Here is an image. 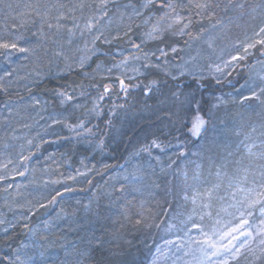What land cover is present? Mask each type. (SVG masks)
Returning <instances> with one entry per match:
<instances>
[{"label":"snow or ice","instance_id":"obj_1","mask_svg":"<svg viewBox=\"0 0 264 264\" xmlns=\"http://www.w3.org/2000/svg\"><path fill=\"white\" fill-rule=\"evenodd\" d=\"M121 41L129 45L117 52L121 59L107 68L97 63L93 73L84 76L94 80L101 71L119 70L116 80L125 103L113 102L109 117L132 115L144 122L119 165L122 171L82 205L84 217L64 207L65 193L76 191L68 181L100 172L83 161L75 175L44 180L45 185L61 187L16 205L25 212L12 220L0 213L6 238L40 209L51 217L43 228L24 223L28 241L5 252L0 264H264V0H0V94L9 98L0 111V142L5 149L16 147L9 141L19 142L20 149L15 160L10 154L0 160V172L5 173L0 181L24 176L29 171L24 162L34 155L33 148L48 142L41 131L30 134L50 103L68 115L47 117L50 123L40 125L43 133L62 124L72 138L96 136L93 128L98 125L87 127V119L69 122L70 109L85 107L78 102L87 95L85 86L60 81L83 70L93 57L99 59L100 45L119 47ZM17 53L27 63L14 60ZM242 68L248 70L247 78L235 88L234 74ZM50 77L57 83L49 98L35 96L33 89ZM138 77L143 80L126 83ZM225 83L233 85L235 95L209 91ZM21 84L30 95L12 101L14 93L20 95ZM97 87L87 113L99 118L112 85L103 84L102 91ZM133 88L145 98L139 113L130 112L134 106L127 103ZM107 124L113 126L111 118ZM193 143L196 150L189 155ZM104 146L101 137L95 147ZM170 149L175 151L169 154ZM174 157L187 159L174 168ZM85 182L92 184L91 179ZM15 187L18 195L21 185ZM157 190L163 193L159 199ZM5 206L13 210L7 198ZM57 206L59 211L51 216ZM82 219L89 228L80 243L61 245L63 255L53 259L49 249L55 241L49 236L82 229ZM161 225L163 243H155L148 233ZM136 233L147 237L140 243L149 250L150 260L141 261L130 251L135 245L129 236Z\"/></svg>","mask_w":264,"mask_h":264},{"label":"trees","instance_id":"obj_2","mask_svg":"<svg viewBox=\"0 0 264 264\" xmlns=\"http://www.w3.org/2000/svg\"><path fill=\"white\" fill-rule=\"evenodd\" d=\"M28 36H30V33H27ZM100 58V56H99ZM97 58L94 57L93 60L90 62V64L86 65V67L83 70H77L75 73H73L71 76L67 77L64 80H61L60 83L62 84H69L75 82V85H79L83 83L85 86V90L87 92L88 100L84 101L82 104L85 105L84 108L81 109H75L74 112H72V117L70 119L71 122L75 123L77 117L81 119H87V122L93 120L95 115H91L87 113L86 104L89 103L91 96H96L98 87L99 90L102 91V85L107 83L112 85V91L111 93L105 97V99L101 102L103 105V115H101L97 119L96 125H98L96 136L92 137H73V134H71L68 129H66L62 124H57L52 127V129L48 130V138H45L48 142L47 143H41L40 148L37 150L33 148L34 155L31 156L30 160L27 161L26 165L29 168L28 172H25L24 176L16 175L14 178L11 177L10 184L14 185L11 189H9L7 192L4 191V189L9 185L5 181H0V207L5 202V198L8 200L12 198V196L15 194L17 195V189L15 185H21V188L19 189V194L17 197L16 203H26L27 201H36L38 200L39 196H36V191L39 190L35 185L30 184L33 179L32 171L34 167H45L46 164H49L52 160L55 161V165L53 167L55 168L53 171V177L59 178L61 174L63 176H67L69 174H73L76 170V167H79L81 164V161L84 162L85 165H98L100 166L101 161L105 160L108 162L107 165L110 167V171L113 168L115 163L123 164L125 162V159L128 155V152L131 151L132 146L135 144L136 139L141 134V126L144 124L143 121L139 120L138 116L133 117L132 115H129L128 117H124L122 115H117L113 117H109V112L112 109L113 102L120 104L125 103L123 99V93H120L119 89V83L118 80L104 76V75H97L96 78L93 80L90 77L84 76V72L93 73L94 69V62ZM251 63H255L252 61V57H249ZM239 75H234V80L238 81V83H235V88H239L240 84L244 83V80L247 78L248 70L242 69L241 71H238ZM233 79V78H229ZM56 79L50 77L47 79L44 84L39 88L33 89V94L35 96H42L49 98V90L56 86ZM76 89H80L77 87ZM71 91V89H69ZM215 91L216 95H223L231 93L235 95V90L233 85L225 83L223 86H215L213 85L212 88L209 90ZM96 92V93H94ZM131 95L129 96V99L127 103L129 105H133L134 107L131 108L130 112H140V109L142 107V103L145 100V98L141 95L140 89H131L130 90ZM117 93H120L119 98L117 97ZM29 92L23 90L21 88L20 95H16L15 93L11 96L12 101H18L20 100V96H23L27 98L29 96ZM6 99H9L7 97H4L2 94H0V109L3 108V103ZM154 99V98H153ZM80 100V99H79ZM82 100V99H81ZM153 100L148 101V103H152ZM232 106H229L231 109ZM118 112H123V110H117ZM223 114V113H222ZM76 116V118H75ZM111 118L113 121V126H109L107 124V119ZM95 119V118H94ZM96 119L94 121H96ZM146 126V125H145ZM4 131L3 128H0V135H2V132ZM186 131V130H185ZM55 132L56 135H53L52 133ZM53 135V136H52ZM67 137V138H65ZM103 137L105 146L103 150H99L95 147L93 149L90 146L80 144V139H89L92 141V143L95 145L96 141ZM91 143V144H92ZM119 145L118 147H115ZM196 150L195 143L188 145V152L190 155L191 151ZM175 151V149H170L169 154L171 152ZM10 154V153H9ZM8 154V155H9ZM51 156L52 159H48V157ZM165 162H167L166 157H162ZM14 159V158H13ZM81 159V161L79 160ZM176 164L173 166L176 167H182L184 161L187 159V157H180L176 158ZM192 159H196V157H192ZM95 163V164H94ZM117 164V165H118ZM95 166L97 169H100L99 174L96 172H92L90 174V177L87 179L92 180V184L86 183V179L80 184L73 185V187L76 188V191L71 193H65V201L64 207L67 208L69 211H71L73 208L78 210V216L84 217L85 213L82 210V205L87 204L89 198L93 194V190L95 189L97 191V188L104 185V182L109 179V172L107 169H103V167ZM116 168V166H114ZM20 170H23V166H20ZM20 182V184H18ZM158 182L163 183L162 178H158ZM26 184V185H22ZM83 189V190H81ZM51 189H49L50 191ZM15 191V192H14ZM40 191V190H39ZM48 191V192H49ZM14 192V194L10 195V193ZM158 195L157 198L159 199L160 196L163 195L162 192H159L157 190ZM42 199V198H41ZM77 201H80L78 204ZM155 207V205H153ZM6 208V207H4ZM19 209V208H18ZM26 210L23 209V212ZM59 211V207L57 206L54 211H51V216L55 215V212ZM45 210L40 209L35 215L31 216L30 220L28 221H22L20 224L17 225L15 229L11 230V236L6 238V234H0V257L4 256L5 252L10 251L12 247H19L22 242H25L28 238V229L23 227L24 223L29 224L31 228L35 227V224H37V221H45L47 219H50L51 217L48 215V217H44ZM159 219L164 220V223H167L166 217H159ZM81 223L84 225L82 229H79L78 231H65L61 233L63 240L59 243L57 240L55 241L54 247L49 249L50 254H57L59 253L60 256L63 255V252L61 250V245L64 244H71L73 242L80 243V237L84 236L89 228V224L87 219H82ZM38 225V224H37ZM164 225H161V229L157 230L153 228L149 233L148 237H154L155 243H158L160 241V238L162 237V229ZM60 234L56 235V239L61 236ZM144 234L142 233H136L135 235H130L129 239H132L134 242V247L130 249L132 253H135L141 261H147L148 258V249L144 248L143 244L140 243L142 239H146ZM148 243L152 245L153 250L155 247V244L153 243L152 239H148ZM56 259V258H53Z\"/></svg>","mask_w":264,"mask_h":264},{"label":"rangeland","instance_id":"obj_3","mask_svg":"<svg viewBox=\"0 0 264 264\" xmlns=\"http://www.w3.org/2000/svg\"><path fill=\"white\" fill-rule=\"evenodd\" d=\"M134 38L137 41L139 40V36L138 35H136ZM32 39H34V38H32ZM100 48H101V53L99 54L100 58L95 60V62H94V69H96V64L97 63H101V62H103V65H104L105 68L110 67L113 63H115L116 61H118L119 59H121V57L119 55H117V52L118 51H124L125 49H128L129 48V45L127 43L121 41V42H119V47H117V44L114 43L111 46H109V45H100ZM104 52H109V55H107V56L103 55ZM124 54L125 55H128V52L125 51ZM181 55H183V53H181ZM17 57H19L18 60H17ZM13 59L14 60H17L18 63H27V61H24L23 60V54H20V53H17L13 57ZM249 61H250V59H249ZM252 61L256 62V60H255L254 57H252ZM4 67H6V65H4ZM242 69H245V68H242ZM242 69H240L238 71H241ZM44 70L47 71V68H45ZM100 74L101 75H104V76H108V77H111V78L116 79V76L120 75V72H119V70L113 69V72L110 73V74L107 73V72H104V71H101ZM129 75H132V73H129ZM234 75H236V74H234ZM140 80H143V77H138L137 80L126 81V83L135 84V83L139 82ZM117 83H119V81ZM21 88H23L22 87V84H21ZM80 91H81V89H76V94H79ZM94 93H96V92H94ZM37 97L38 98H41V99H48V98L42 97V96H37ZM94 97L95 96H91L89 103L86 104V108L87 109H90L92 107V103H93V98ZM87 100H88V97L86 95V96L80 97V100L78 102L79 103H83L84 101H87ZM0 111H3V108L0 109ZM28 111L31 112L32 109H29ZM70 111L71 112H74L75 109H70ZM21 114L23 115V111H22ZM53 114H57V115H60V114L68 115V112H65V110L62 107H60L59 105H53V104L50 103L48 105L47 111L41 113V116H43L44 119H40L39 117H37V119H39V125L36 126L35 128H33V130H32V132H31L30 135H35V133L37 131H41L42 134L45 135V138H48V133H49L48 130L52 129V127L51 128H48L47 133L45 134V133H43V129L40 127V125H46V124L50 123V121L47 120V117H49L50 115H53ZM71 117L72 116H69V122H71L70 121ZM75 118H76V116H75ZM94 118L96 119L97 117L95 116ZM94 118H93V120L87 122V127H92L93 125H96L97 119H96V121H94L95 120ZM17 119H19V117H17ZM28 122L31 123L32 121L29 120ZM53 126H55V125H53ZM21 131L22 132H27L28 130L27 129H21ZM93 131L96 132L97 131V128H93ZM3 134H4V131L2 132V135H0V137H2ZM71 134H73V133H71ZM89 137H92V136H89ZM85 140H89V139H80L79 140L80 144L87 145V146H90L91 145V147L93 149H95V145L93 143L92 144L86 143ZM9 142L16 144V147L15 148L5 149V148H3L2 142H0V160H6L9 153L12 156V158H14V160H15L16 156L18 155V153L20 151V149H19V142H14V141H9ZM115 147H118L119 148V145H117ZM25 155H27V153H25ZM79 160L81 161V159H79ZM27 161H25L24 164H26ZM105 164H108V162H106L105 160H102L100 166H98V165H95V166H98V167L101 168ZM117 164L118 163H115L114 164V166H116V168H114V166H113V168L111 169V171H110V167L107 168V170L110 171L109 172V176L110 177L115 176L117 174V172L122 171V169L119 168V165H121V164H118V165ZM53 165H55V162L52 160L49 164H46L45 167H38V168L34 167L33 168V169H35V171L34 172L32 171V176L33 175L34 176H33V179H31L32 181L30 182V184L35 185L37 187V189L40 190V191L39 190L36 191V194H37L36 196H39L38 200L41 199V198H43L44 196H46L48 194L49 189H52L53 187H61L60 185H55L54 186V185H51V184H47V185L44 184V180L49 179V177H51L52 179H56L52 175L53 174V171L55 169L53 167ZM92 166L93 165H89L88 167L91 168ZM11 167H12V165H9V168H11ZM82 167L83 166L80 165L79 167H76V169L77 168H82ZM75 173H76V170H75V172L72 175H75ZM4 174H5L4 172H0V175H4ZM90 174H89L88 177H90ZM64 177H66V176H64ZM87 178L86 177H77V180L76 181H68L67 183L73 186V185H76V184H79V183L81 184ZM6 180H7V183L10 184L9 182L11 181V177L6 178L4 181L6 182ZM18 184H20V182ZM22 185H26V184H22ZM14 192H12L11 194L13 195ZM94 192H96L95 189L93 190V193ZM17 197H18V195H15L14 194L12 196V198H10L8 200L9 203H12L13 204V210L12 211H9V208L5 206V202L0 207V213L3 214V216H4V218L6 220H12L15 216H18V215H20L23 212V209H21V208H19V207L16 206V205H19V203H16L15 202L17 200ZM21 204H26V203H21ZM4 207H6V208H4ZM43 215H44L45 218L48 217V214L46 212ZM36 223L38 225L35 224V227H33V228H37V227L43 228L44 221H41L40 220V221H37ZM2 228H3V226L0 225V234H4L3 231H2ZM58 234L61 235V233H58ZM163 235L164 234L162 232V236ZM168 238H174V237H168ZM28 239H29V235H28V238H27V240L25 242H27ZM49 239H51V240H57L60 243L63 240V237L61 235L60 237H58L56 239V235L55 236H51L50 235L49 236ZM158 243H163V241H162L161 238H160V241ZM51 256H52V258H56V254H51ZM147 260H150V257L149 256H148ZM161 264H163V262H161ZM169 264H170V262H169Z\"/></svg>","mask_w":264,"mask_h":264}]
</instances>
